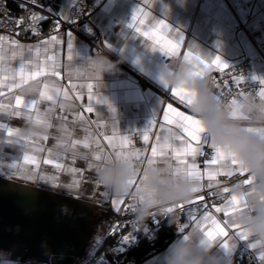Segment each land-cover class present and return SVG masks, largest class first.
I'll list each match as a JSON object with an SVG mask.
<instances>
[{"label":"crops","instance_id":"obj_1","mask_svg":"<svg viewBox=\"0 0 264 264\" xmlns=\"http://www.w3.org/2000/svg\"><path fill=\"white\" fill-rule=\"evenodd\" d=\"M55 5L63 15H67L70 0H56ZM139 7L147 13L141 17L145 21L144 25L137 24L142 30L156 26V20H164L171 30H163L165 36L173 40L176 36L183 37L176 57L154 50L155 45L151 40L129 27ZM92 21L101 32L102 47L111 52L115 59L105 52L93 51L90 44L74 31L67 32L71 33L72 38L71 58L67 49V33L40 40L0 34L5 37L0 41V56L3 57L0 64L9 70L7 73L0 72V105H3L0 107V123L4 125L0 127V177L94 204L85 250L82 255L73 257L71 264L99 247L117 213L112 205L115 197L95 183L96 171L89 167L90 163H99L94 161V150L98 146L106 154L112 152L103 137L112 135L113 122L117 139L120 135H129L133 149L144 150L146 157L151 155L156 135L161 134L160 124H165L163 135L170 134L168 129L173 135L178 131L174 125L166 124L160 113L162 103L171 102L168 89L160 81L162 68H175L189 48L205 61L219 56L229 66L245 56L261 54L264 57V0H106ZM86 29L93 31L90 25ZM52 36L57 39L52 41ZM12 41L16 43L12 44ZM103 58L115 62V71L108 73L99 70L96 62ZM21 62L26 65V75L38 67L40 74L20 81L17 70ZM216 70L213 67L212 71ZM13 73H16L15 81L12 79ZM4 75L8 79H2ZM252 77L264 80V61L255 65ZM13 83L18 86L11 87ZM89 83L93 85L92 113L86 111ZM46 85L59 90V95L53 101L40 95ZM64 92L68 93L67 101ZM258 93L252 96L259 98ZM16 96H23L25 102L36 99L35 109H18L20 117L6 115L15 107ZM243 97L240 95L236 100L239 102ZM100 98L107 103H102ZM174 106L178 110H185L179 104L174 103ZM65 116L67 119H63ZM239 116L238 112L236 118L239 119ZM155 118L157 123L149 129V140L145 142L143 131ZM249 126L256 127L251 123ZM7 128L14 130L11 137L7 136ZM85 137H88V148H84L83 144L71 147L72 140L83 141ZM9 139L20 140L21 144L9 142ZM176 146H179V142H176ZM25 155L30 157L29 161L24 160ZM113 157L100 162L97 169L110 163ZM198 157L186 159L189 163L197 164L203 175L200 183L207 185V173L217 166L200 165ZM156 159L157 163L162 164V158ZM45 160L52 162L46 164ZM57 163L62 167L57 168ZM172 163L176 166L174 159ZM144 166L146 161L141 167ZM72 169L83 171L77 174ZM222 177L224 175L217 176L213 184L218 185ZM205 188L196 193L192 200L200 196ZM232 194L233 191L227 199ZM103 200L108 201L109 206L100 205ZM123 200L120 208L132 202L130 198ZM210 213L221 222V226L228 219L222 212H215V209ZM178 228L174 227L173 237L156 254L136 264H163L165 251L170 250L174 241L183 236ZM190 231L191 227L185 230L186 233ZM232 231L229 230L230 236ZM254 244L257 246L253 247ZM242 247L256 251L264 259V239L252 234L247 240L233 237L228 249L219 243L213 245L218 255L229 259ZM28 259L36 258L23 253L16 254L9 248L0 249V264H25ZM232 264L241 263L235 261Z\"/></svg>","mask_w":264,"mask_h":264},{"label":"snow or ice","instance_id":"obj_2","mask_svg":"<svg viewBox=\"0 0 264 264\" xmlns=\"http://www.w3.org/2000/svg\"><path fill=\"white\" fill-rule=\"evenodd\" d=\"M33 3H35V0H33ZM147 13L144 12L142 7H139L136 9L135 13L132 16V23L129 25V27L134 28L137 33H140L142 36L147 37L149 40L153 42L155 46H153L154 50H159L160 52L164 53L166 56L170 57H176L177 55V48L180 47V45L183 43V37L182 36H176L175 39H170L167 36L163 34V30H168L169 32L170 27L164 20H156V26H153L151 28H145L142 30L141 27H138L139 25H144L145 21L141 19L142 16H146ZM31 19H42V17H38L35 14L32 15ZM72 22V21H70ZM68 36V42H67V49L69 51V58H71L72 53V38L71 33H67ZM5 37L0 36V41H3ZM52 41H55L57 39L56 36L50 37ZM16 41H12V44H15ZM3 57L0 56V62H2ZM183 60L191 62L194 65L195 71L194 75L197 76H203V75H209L215 67L220 72H224L225 69L230 68V66L226 63H224L219 56L215 57L214 59H211L210 61H205L201 58L200 55H194L191 48H189L188 52L183 56ZM30 63V62H29ZM25 68L26 65L21 62L18 68V74L20 77V81H23L25 79H30L34 75L40 74V68L38 67L36 71H30L27 75L25 74ZM9 70L4 68L2 64H0V72L7 73ZM45 74V73H44ZM55 75H59L58 73H55ZM16 73H13L12 79L15 81ZM2 79H8L7 75H4ZM160 81L163 84V86L168 89V96L169 100L171 102H163L162 106L160 108V113H162L163 121L166 122L168 125H174L178 131L173 135L171 134V129H168L169 135H163V131L165 130V124H160L161 128V134H157L156 144L151 146V155L149 157H146V153L144 150L141 149H133L132 147V138L129 135H120V137L117 139L115 135V123L113 122V132L112 135H104L103 139L107 141L108 147L112 150L110 153H105L103 149H101L99 146L94 150V161L96 162H102L106 160L107 158H110L111 156H115L117 158H132L135 159L140 166L145 165H153L157 163V157L162 158L161 163L162 164H171L172 159L175 160L176 166L180 169L187 172L189 176H191L196 182L197 187L194 189L196 193L200 192L202 188L207 187L208 189H213L215 185L213 184V181L215 178L219 175H224L227 177H232L234 174H239L240 176H244L247 174V169L243 168L240 164V161L237 157V154L234 152H230L223 147L217 145L213 139H211L204 130L203 124L200 120H198L196 117H194L191 114L190 106L193 102L194 93L186 88L183 87H170L167 83V81L164 79L163 75L160 77ZM243 81H245V78L242 75H233L229 80H225L221 83H217L215 87L219 89L217 92V95L222 99L223 97V89L231 87V84L240 85ZM259 84L261 86H264V80H260ZM18 85L16 83H13L11 87H17ZM75 87V86H73ZM87 89L89 92V104L86 108V111L88 113H92L94 111V108L91 104L92 100V92H93V85L89 83L87 85ZM51 93V94H49ZM42 98L47 99L48 101H53L54 97L59 95V90L52 88L50 89L47 85L45 86L44 90L40 93ZM259 98L264 99V87H261L259 90ZM250 97H254L252 95L244 96L240 101L247 100ZM80 99V97H77ZM64 99L67 101L69 99L68 93L64 92ZM102 103H107L106 100L103 98H100ZM238 102L236 99L231 100L232 105H235L233 109V117H237V113H240L239 119H247V116L244 114V112L241 110L243 108V105ZM175 104H179L182 106L185 110H178L177 107L174 106ZM37 104L36 99H31L27 102H25L23 96H16L15 97V107H12L11 104H9V107H12L11 112L5 113L8 116L12 117H20L21 112L18 110L20 108H26L29 110L35 109V106ZM0 107H3V105H0ZM64 105L61 104V108H63ZM71 107V105H69ZM109 108L111 109V105H109ZM114 111V109H111ZM78 118H81L78 116ZM63 119H67V117H63ZM157 123L156 118L151 122L149 127L143 131V140L147 142L149 140V129H151L153 126H155ZM0 127H4L2 123H0ZM13 129L7 128L6 133L8 137H11L13 135ZM249 131H255L258 134H264V128H254L250 127ZM9 142H15L20 143V140H8ZM176 142H179V146H176ZM71 147L75 148L76 145L83 144L84 148H88V137H85L83 141L76 139L72 140ZM195 144V146H193ZM209 147L210 150H212L213 155L210 159H206L205 163L207 165H214L217 166L213 171H209L207 173V179L208 184L203 185L200 183V181L203 179V175L199 171L197 164L195 162L189 163L187 157H192L193 160L197 155L203 156L204 153L201 151L202 147ZM25 161H29L30 157L25 155L24 156ZM50 160H45L44 163L48 164L51 163ZM99 163H90L89 167L94 168L95 171L97 167L99 166ZM57 168H61L62 165L57 163ZM73 172H77L76 169H72ZM83 170H79V172H82ZM77 172V174H79ZM143 178H141L142 180ZM94 181L96 184H99L97 181V178L94 177ZM251 178L244 180L245 184L251 183ZM218 183V182H217ZM135 191H140L139 186H137ZM230 191L229 187L225 186L221 190L217 192L209 193L210 195H215L222 198V193H228ZM107 194V193H105ZM143 199V197H141ZM199 201H205L204 196H198L196 198ZM134 200L135 195L132 194L131 201L132 203L127 206V209L131 210L134 206ZM124 203L123 199H112V205L115 209V211L120 212L121 208L120 205ZM195 201L192 199L189 201H185L180 203L179 205H176L175 207L179 208L180 210H183L185 207V204L192 205ZM248 205L246 200L243 198H240L236 196L235 194H232L230 196V199H227L223 206H215V212H222L225 216L228 217L227 220H224L223 226H221V222L217 221V219L207 210V202L205 201L204 204V212L202 216L198 217L195 212L198 211V209H193L191 207L188 208V215H189V223H185L181 225L178 228V232L183 234V238L187 239L188 236L185 235V230L191 227V231L198 230L203 235V240L201 243H207L211 246L216 245L217 243L221 244L223 248L228 249L230 247V242L232 241L233 237L238 236L242 240H247L250 236V233L241 228L237 223L234 221V217L237 213L243 212L247 210ZM173 212V207H168L166 210L163 211L165 215L168 213ZM155 216V214H153ZM154 222H156L154 220ZM210 222V225H209ZM209 225V226H206ZM121 225L117 223L115 226H113L111 232L112 234H115L117 229H119ZM229 230L232 231V235L230 236ZM190 231V232H191ZM188 233V232H187ZM130 236H125L123 238L122 243H127L130 241ZM133 239V237H132ZM257 244H254L253 247H256Z\"/></svg>","mask_w":264,"mask_h":264},{"label":"clouds","instance_id":"obj_3","mask_svg":"<svg viewBox=\"0 0 264 264\" xmlns=\"http://www.w3.org/2000/svg\"><path fill=\"white\" fill-rule=\"evenodd\" d=\"M96 63L102 72L116 69L115 62L107 58ZM194 71L191 62L182 60L175 68H162L161 75L170 87H183L194 93L191 114L202 122L205 133L217 145L236 153L241 166L247 169L252 182L245 184L241 180L232 191L246 200L248 208L237 213L234 221L264 239V134L249 131L253 127L250 123L256 125L254 128H264V99L250 97L240 101L247 119L234 118L236 106L217 95L214 78L194 75ZM96 178L117 199L135 195L131 213L137 222L148 219L154 210L163 212L169 206L191 200L197 187V182L177 166L156 163L142 168L135 159L124 157H113L110 163L96 169ZM185 235L187 239L181 236L165 251L163 264H232L231 259L218 255L213 246L201 243L204 238L198 230Z\"/></svg>","mask_w":264,"mask_h":264},{"label":"built area","instance_id":"obj_4","mask_svg":"<svg viewBox=\"0 0 264 264\" xmlns=\"http://www.w3.org/2000/svg\"><path fill=\"white\" fill-rule=\"evenodd\" d=\"M106 0H70L67 15H63L56 7V0H0V34L11 35L18 39L40 40L54 34H66L68 31H74L80 37L85 39L91 46L93 51L105 52L112 58H116L111 52L106 51L101 45V32L93 25L92 18L94 14L101 9ZM35 14L42 19H31ZM72 21V22H70ZM90 25L93 31L90 32L86 26ZM264 61L261 54L255 56L242 57L237 63L230 65V68L224 72L219 70L212 71L209 75L214 78L215 85L219 82L229 80L233 75H242L245 78L240 85L231 84V87L223 89L222 100L231 103V100L243 95H257L261 85L259 80L252 77V72L257 63ZM216 93L219 91L215 87ZM204 153L199 155L200 165H205V160L210 159L213 155L212 150L205 146L201 148ZM244 178H249L248 174L240 176L234 174L232 177L224 176L221 181L213 189L205 188L200 196L205 197L207 202V210L213 211L215 206L221 205L226 201L235 184ZM229 187L228 193H222V198L210 195L209 193L217 192L223 187ZM194 204L187 205L183 210L175 207L180 203L169 206L173 207V212L165 215L159 210H154L153 214L142 222L134 219L131 210L127 206L132 202L126 203L112 222L111 227L107 231L106 236L99 247L82 256L75 264H136L137 262L147 259L158 252L160 249L156 244L158 237L163 230L165 222L171 221L174 227H180L185 223H189L188 208L198 209L195 212L199 215L204 212L205 201L194 199ZM102 206H109V202L103 200L99 203ZM154 220L156 222H154ZM117 223L121 225L115 234L111 230ZM130 236V241L122 243L125 236ZM133 237V239H132ZM165 241V240H164ZM147 242L148 248L141 254H135V250L140 245ZM134 252V253H133ZM231 261H240L241 264H264V259L260 255L247 248H240L231 255ZM25 264H52L50 261L41 262L37 259H28Z\"/></svg>","mask_w":264,"mask_h":264},{"label":"water","instance_id":"obj_5","mask_svg":"<svg viewBox=\"0 0 264 264\" xmlns=\"http://www.w3.org/2000/svg\"><path fill=\"white\" fill-rule=\"evenodd\" d=\"M94 204L0 177V249L71 264L83 254Z\"/></svg>","mask_w":264,"mask_h":264},{"label":"trees","instance_id":"obj_6","mask_svg":"<svg viewBox=\"0 0 264 264\" xmlns=\"http://www.w3.org/2000/svg\"><path fill=\"white\" fill-rule=\"evenodd\" d=\"M173 235H174V224L171 221L165 222L163 230L161 231L158 237V240L156 241L157 243L156 245L159 248L164 247L166 243L173 237ZM148 245L149 244L147 242H144L143 244H141L139 249L135 250V254L137 255L141 254L144 250L148 248Z\"/></svg>","mask_w":264,"mask_h":264}]
</instances>
